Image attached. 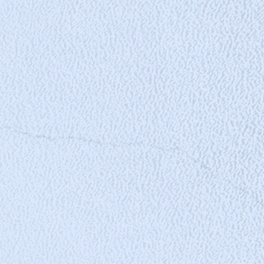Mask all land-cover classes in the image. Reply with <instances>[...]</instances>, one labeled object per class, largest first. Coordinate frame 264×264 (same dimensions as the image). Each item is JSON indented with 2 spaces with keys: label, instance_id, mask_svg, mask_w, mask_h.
<instances>
[{
  "label": "snow or ice",
  "instance_id": "6c2138e0",
  "mask_svg": "<svg viewBox=\"0 0 264 264\" xmlns=\"http://www.w3.org/2000/svg\"><path fill=\"white\" fill-rule=\"evenodd\" d=\"M0 264H264V0H0Z\"/></svg>",
  "mask_w": 264,
  "mask_h": 264
}]
</instances>
